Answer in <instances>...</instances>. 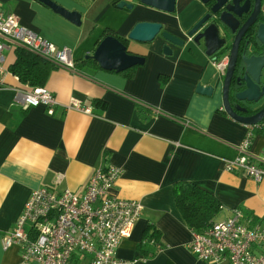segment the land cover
Here are the masks:
<instances>
[{
  "label": "crops",
  "instance_id": "1",
  "mask_svg": "<svg viewBox=\"0 0 264 264\" xmlns=\"http://www.w3.org/2000/svg\"><path fill=\"white\" fill-rule=\"evenodd\" d=\"M48 1L78 14L79 23L42 0H0L2 10L22 26L70 50L76 70L43 65L45 77L36 87L47 89L56 100L49 115L43 106L23 108L20 93L33 86L9 71L15 48L3 53L7 73L0 89V264H25L19 247L3 250L1 240L13 230L33 190L81 193L99 167L121 171L113 196L142 206L130 238L115 252L119 260L208 264L188 250L194 232L175 203L178 182H191L219 202L213 222L230 218L238 209L248 225L264 223V180L255 182L223 166L224 159L237 157V146L252 126L234 121L223 110L226 68L218 64L227 57L214 60L190 49L186 36L205 6L199 0H176L174 12L166 13L138 0ZM120 1L133 8L118 9ZM139 22L158 23L162 31L187 43L168 44L171 53H165L160 35L147 43L129 41L128 34ZM109 36L142 63L116 70L89 58ZM198 85L212 87V93H197ZM263 154L264 127L254 128L250 155L255 164L262 165ZM150 226L162 248L144 259L138 247Z\"/></svg>",
  "mask_w": 264,
  "mask_h": 264
},
{
  "label": "built area",
  "instance_id": "2",
  "mask_svg": "<svg viewBox=\"0 0 264 264\" xmlns=\"http://www.w3.org/2000/svg\"><path fill=\"white\" fill-rule=\"evenodd\" d=\"M11 48L26 49L56 67L76 71L70 50L54 46L0 7V89L5 87L2 76L7 73L3 53ZM226 64L227 59L222 60L218 68L224 70ZM20 101L23 108L46 107L49 115L56 105L43 87L21 91ZM69 107L89 112L78 104ZM260 127L264 122L247 127L237 157L223 160L227 172L255 182L264 180V154L262 165L255 164L250 155L253 129ZM120 174L115 167H99L81 193H55L44 187L33 190L13 230L2 237L3 250L17 245L25 264H134L115 257L142 212L139 202L111 194ZM188 250L208 264H264V223L259 220L248 225L241 211L234 209L230 218L214 222L204 233L194 232Z\"/></svg>",
  "mask_w": 264,
  "mask_h": 264
},
{
  "label": "water",
  "instance_id": "3",
  "mask_svg": "<svg viewBox=\"0 0 264 264\" xmlns=\"http://www.w3.org/2000/svg\"><path fill=\"white\" fill-rule=\"evenodd\" d=\"M42 2L73 23H79L78 14L68 13L48 0H42ZM138 2L166 13H173L176 0H138ZM199 2L205 6L206 11L186 33L187 38L190 39L188 42L190 49L200 51L214 60L224 55L227 57L222 86L224 112L234 121L246 126L261 123L264 109L251 116H242L237 113L236 103L230 101V97L233 96L235 101L257 102L264 95V86H259L261 77L264 75V52L258 56L246 54L252 46H264V21L261 22L258 15L261 0H253L252 12L245 19L243 16L248 12L251 0H199ZM117 8L131 10L133 4L120 1ZM262 14L264 15V10ZM159 35L165 42L163 47L165 53H171L168 44L184 47L187 43V40L162 31V26L153 22L135 24L127 39L136 43H147ZM89 58L96 61L102 68L111 65L116 70H124L142 63L141 58L128 54L126 46L111 36L104 38ZM240 69L243 71L244 90L231 95L234 82L236 86L240 85V80L236 78V73ZM196 92L208 96L212 93V87L198 85Z\"/></svg>",
  "mask_w": 264,
  "mask_h": 264
},
{
  "label": "trees",
  "instance_id": "4",
  "mask_svg": "<svg viewBox=\"0 0 264 264\" xmlns=\"http://www.w3.org/2000/svg\"><path fill=\"white\" fill-rule=\"evenodd\" d=\"M43 65L54 66L26 49L15 48V62L9 71L21 83L36 87L45 77ZM174 197L180 214L195 233H204L214 223L213 218L221 208L212 195L191 182L176 183ZM148 228L144 234L143 243L138 247L144 259L152 257L162 248L157 231L151 226ZM145 245L149 246L148 250L144 248Z\"/></svg>",
  "mask_w": 264,
  "mask_h": 264
},
{
  "label": "flooded vegetation",
  "instance_id": "5",
  "mask_svg": "<svg viewBox=\"0 0 264 264\" xmlns=\"http://www.w3.org/2000/svg\"><path fill=\"white\" fill-rule=\"evenodd\" d=\"M252 9H253V0H251L250 8L248 12L243 16V19L247 18L250 15ZM262 10H264V0H261V9L258 14L259 19H261V22L264 21V15L262 14ZM251 48L252 49L250 51H247L246 53L249 56L262 55L264 52V46L262 45H256L254 47L252 46ZM242 77H243V71L240 69V71L236 73V78L240 80V85L236 86L234 82V85H232L231 95H235L236 93H240L244 90V82L242 81ZM259 86L260 87L264 86V75H262L261 77V83ZM230 101L234 104L236 103V109L238 110L237 113L242 116H251L264 109V95L257 102L235 101L233 99V96L230 97ZM262 122H264V117Z\"/></svg>",
  "mask_w": 264,
  "mask_h": 264
}]
</instances>
